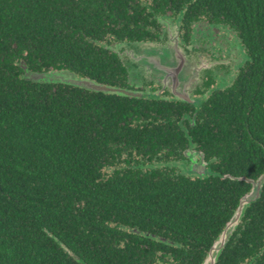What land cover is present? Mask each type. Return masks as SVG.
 Here are the masks:
<instances>
[{"label":"trees","instance_id":"obj_1","mask_svg":"<svg viewBox=\"0 0 264 264\" xmlns=\"http://www.w3.org/2000/svg\"><path fill=\"white\" fill-rule=\"evenodd\" d=\"M133 1L0 0V264H202L264 173V0ZM166 11L237 35L233 85L189 105L25 78L131 90L97 42ZM215 264H264V182Z\"/></svg>","mask_w":264,"mask_h":264},{"label":"flooded vegetation","instance_id":"obj_2","mask_svg":"<svg viewBox=\"0 0 264 264\" xmlns=\"http://www.w3.org/2000/svg\"><path fill=\"white\" fill-rule=\"evenodd\" d=\"M133 4L134 6L142 7V9L144 10V8H151L156 3H154L152 0H134ZM141 16H145V12L143 13V15L141 14ZM153 19L155 21V26H147L149 32H144L143 35H138L139 37L134 36V33L128 35L129 32L126 33L124 31L126 34L121 32L120 37H118L119 35L117 37L106 35L105 39L100 42H97V45L99 47L101 46L102 48L107 49L111 53H114L120 59L118 53L110 49L112 43L117 45L158 43L161 41V37L165 31V24L167 22H171L174 24V26L177 27L178 32L180 33L178 38L179 42L182 45L190 46L196 44L202 49L206 50L207 53H210L212 57L220 58V60L228 57L230 64L227 65L228 67L226 68L220 70H216L214 68V73H212L213 68H203L201 70L198 77L199 80L201 79V82L204 83V87L199 91L198 94H195V96L191 95V101H184L189 105L198 103L200 100H205L212 92L225 91L227 88H229L235 83L237 75L242 70L246 69L249 62L246 49L245 47H243L237 35L224 25L216 26L207 21L205 18H203L198 21L192 22L189 25V28L187 29V35H185V30L181 27V18L179 15L171 14L169 11H166L165 13L156 12L153 15ZM141 26H143V23L141 24ZM192 49L196 50L197 48L193 46ZM119 62L122 64V67H124L125 70L126 84H129L132 87L131 90L125 91L126 93H129L130 96L146 97L149 99H160L169 101H183L172 95H169L165 92V90L158 89L157 87H150L148 90L145 88L138 87L137 83L134 82L131 76V72L135 77H137L136 74L139 75L140 79H138V81L144 78L149 83H151L152 81H156V79L150 78L151 80H148L147 78H145L144 75L138 72L139 70L136 63H132V65L126 66V64L121 59L119 60ZM206 63L211 65L209 61H206ZM49 71L53 70H42L37 74L41 75ZM78 79L82 80L81 78ZM187 157L192 158L193 160V163L190 166V170L192 172L198 175H204L206 173L205 164L203 163V161H199V158H202L199 153L191 152L187 154Z\"/></svg>","mask_w":264,"mask_h":264},{"label":"water","instance_id":"obj_3","mask_svg":"<svg viewBox=\"0 0 264 264\" xmlns=\"http://www.w3.org/2000/svg\"><path fill=\"white\" fill-rule=\"evenodd\" d=\"M165 34L166 33L164 31L161 37V40H164L165 42L164 45H160L158 47L155 45V47L153 43H140V47L136 51L137 56L133 57L134 62L138 67L140 66L141 69H143L145 72H148L149 75H151L150 78L153 77L152 79H156V81H153V83L157 85L158 89L165 90V92L169 95L189 102L191 101V92H193V94H198L199 91L204 87V83L201 82V79L199 80L198 77L202 70L201 66L198 65H201L202 62H191L190 60H188L185 50L179 44L178 37L175 35L171 40L164 37ZM127 45L132 46L135 44ZM143 70H141L142 74L144 72ZM53 72H55L53 74L54 76H60L61 74H63L61 73L63 71ZM64 75L66 76V74ZM25 78L31 81L67 83L95 91L112 93L120 92L126 95H130L125 91L108 88L103 85H97L85 79L79 80L73 78L72 80H70L68 79V77L50 78L48 75H37L30 73H26ZM263 182L264 173L258 179L251 182V190L240 199L239 205L234 211L231 219L226 223L220 235L211 245L202 264H215L217 257L224 248L232 231L237 226L239 219L243 213V209L246 205L255 201L259 197L261 185Z\"/></svg>","mask_w":264,"mask_h":264},{"label":"rangeland","instance_id":"obj_4","mask_svg":"<svg viewBox=\"0 0 264 264\" xmlns=\"http://www.w3.org/2000/svg\"><path fill=\"white\" fill-rule=\"evenodd\" d=\"M164 27H165V33H166L164 37H166L167 39H171V40L173 39V36H175V35L177 37H179L180 33L178 32L177 27L174 26L173 23L167 22ZM153 44H154V46L156 45L158 47L160 45H164L165 42H164V40L163 41L161 40L160 42L153 43ZM179 44L185 50V53H186V56H187L188 60H190L191 62H196V61L202 62V64L198 65V66H201L202 69L203 68H206V69L207 68H213L212 69V73L215 72L214 68L216 70H218V69L220 70V69L228 67L227 65L230 64V61H229L228 57H226V58H224L222 60H220V58L212 57L210 53H207L206 50L202 49L201 47H199L196 44H193V45H190V46H186V45L184 46L180 42H179ZM193 46L196 47L197 49L193 50L192 49ZM139 47H140L139 44H135V45L131 46V45H127V44L117 45V44L112 43V46H110V49H112L116 53H118L120 59L126 64V66H130V65H132V63L135 64V62L133 60V57L137 56L136 51L139 49ZM206 61H209V63L211 65L206 63ZM194 64H196V63H194ZM138 70H139L138 72L141 73V70H143V69L138 67ZM54 73L55 72H53V71H49V72H47L45 74H41V75H48L50 78L51 77H54V78H58V77L65 78V77H68V79H70V80H72L73 78L77 79V77L75 75H73V74H71L69 72H66V71L61 72V73H63V74H61L62 76L61 75L60 76H54L53 75ZM57 73H59V72H57ZM64 74H66V76ZM142 75H144L145 78H147L148 80L150 79V76H151V75H149L148 72H145V71L143 72ZM131 76H132L134 82L137 83L138 87L145 88L147 90L150 87H157V85L155 83H153V81L151 83H153L154 85L153 84H148L149 82L146 79H144V78L142 80L138 81V79H140L138 74H136L137 77H135V76H133V73L131 72ZM42 77H44V76H42ZM134 77H135V79H134ZM191 94H192V96H195V93L193 94V92H191Z\"/></svg>","mask_w":264,"mask_h":264}]
</instances>
